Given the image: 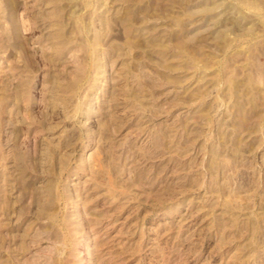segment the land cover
I'll list each match as a JSON object with an SVG mask.
<instances>
[{"label": "rangeland", "instance_id": "rangeland-1", "mask_svg": "<svg viewBox=\"0 0 264 264\" xmlns=\"http://www.w3.org/2000/svg\"><path fill=\"white\" fill-rule=\"evenodd\" d=\"M0 264H264V0H0Z\"/></svg>", "mask_w": 264, "mask_h": 264}]
</instances>
